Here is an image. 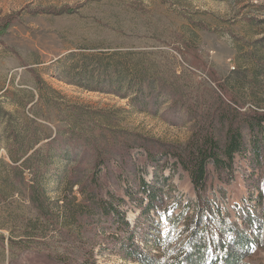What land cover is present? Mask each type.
I'll list each match as a JSON object with an SVG mask.
<instances>
[{"label":"rangeland","instance_id":"rangeland-1","mask_svg":"<svg viewBox=\"0 0 264 264\" xmlns=\"http://www.w3.org/2000/svg\"><path fill=\"white\" fill-rule=\"evenodd\" d=\"M230 101L264 113V0H0V264L183 260L198 200L170 152L222 143ZM244 140L231 178L208 165L198 227L225 220L249 241L226 257L264 264V147Z\"/></svg>","mask_w":264,"mask_h":264},{"label":"trees","instance_id":"trees-1","mask_svg":"<svg viewBox=\"0 0 264 264\" xmlns=\"http://www.w3.org/2000/svg\"><path fill=\"white\" fill-rule=\"evenodd\" d=\"M224 106L225 108L216 114L215 120H212L224 132L222 143L216 139L213 134L214 131L204 132L202 129H199L182 151L170 152V155L176 159L181 169L189 176L198 200L197 203L199 210L194 218L200 219H198L194 224L193 222H188L192 226H188L185 220L187 228L193 227L190 235L181 240V247H183L182 254L185 255V258L183 260L176 258L175 262L172 264H185L183 262L187 261L189 264H242L241 258H239L236 253L233 254L232 258H227L225 252L227 250L228 253L231 252H229V246H231L232 243L236 248L240 247L242 250L246 249V241L249 242L246 236H244L241 232L237 233L234 229H231V225H228L225 220L216 222L217 226L212 227V229L208 227H198V221H202L201 219L203 217L202 205H199V203L206 200L208 165L211 164L215 173L218 175V178L222 182H225V179L231 178L232 176L231 172L233 169L232 161L234 154L240 152L245 147L244 133L248 134L250 144L252 145L255 153L256 161L260 158L264 147L261 138V135L264 136V113L240 112L233 101H230L229 104H225ZM13 162L17 163V161L14 160ZM58 179L59 180H57V182H61L59 177ZM92 182L93 181H91V183ZM67 186L68 190L71 191L75 185L70 182ZM153 189L154 187H151L152 191ZM83 191L84 190H81V195L88 198V202L94 207V209L106 214L107 211L111 209L107 207L108 205L106 202L99 200V190H96V187L86 189V193ZM38 198L39 195L37 194V198L35 197L34 200L41 204ZM153 200L154 198L152 193L149 196V203L152 204ZM72 217L69 216L65 219L66 222L71 221V219H73ZM168 218L167 222L169 225L173 226V229L182 220L180 215H171ZM120 222L123 227H127L128 224L124 221V218H122ZM71 242H73V240H71ZM243 245L246 247L242 248ZM209 248L211 251L207 255L205 251H208ZM65 254L68 253L66 252ZM63 257L57 260L58 264H80L77 261ZM205 259L208 260L205 261ZM194 260L196 261L194 262Z\"/></svg>","mask_w":264,"mask_h":264}]
</instances>
